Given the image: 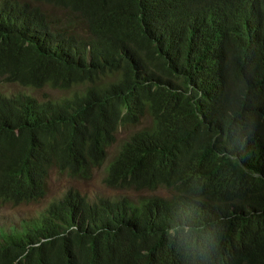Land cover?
Here are the masks:
<instances>
[{"label":"trees","instance_id":"trees-1","mask_svg":"<svg viewBox=\"0 0 264 264\" xmlns=\"http://www.w3.org/2000/svg\"><path fill=\"white\" fill-rule=\"evenodd\" d=\"M0 79L65 93L0 94V202L105 163L109 188L166 192L69 190L0 264H185L183 240L216 229L213 264H264V0H0Z\"/></svg>","mask_w":264,"mask_h":264},{"label":"rangeland","instance_id":"rangeland-1","mask_svg":"<svg viewBox=\"0 0 264 264\" xmlns=\"http://www.w3.org/2000/svg\"><path fill=\"white\" fill-rule=\"evenodd\" d=\"M28 92L25 88H22L16 84L4 83L0 80V93L11 95L13 93ZM40 97L47 96L50 98H56L60 96V92L56 90H50L45 88L40 91H35ZM126 133L123 132L117 137V147L126 139ZM117 152V148L114 146L109 150V157H113ZM104 170L103 167L93 173L92 177L87 180L80 178H71L65 174H61L58 171H52L49 177V191L46 198L38 203L29 205H21L13 207L9 205H0V229L8 231L10 228L18 225L17 221L21 218L32 219L39 217L47 208V206L56 199L61 198L67 191L74 190L80 195L85 196L88 200L93 201L97 198H109L114 199L118 197H128L131 199H137L144 196L160 195L164 196L162 190L149 192L137 190H112L104 186L103 184Z\"/></svg>","mask_w":264,"mask_h":264},{"label":"clouds","instance_id":"clouds-1","mask_svg":"<svg viewBox=\"0 0 264 264\" xmlns=\"http://www.w3.org/2000/svg\"><path fill=\"white\" fill-rule=\"evenodd\" d=\"M88 59V57H87ZM1 81H3L2 79H0ZM4 82V81H3ZM4 83H8V82H4ZM9 84H16L22 88H25L26 90H28V92H22V93H13L11 95H14V94H22L24 96H28V97H32V98H35V99H39V100H42V99H46V98H49V99H56V98H59L61 96H63V94L65 95V93L63 92H60L58 91L57 89H54V88H51L50 86H47V85H44L42 87H34V86H25L19 82H11ZM45 88H48L50 90H56L58 92H60V96L59 97H56V98H50V97H47V96H43V97H40L38 96L37 94H35L34 92L35 91H40V90H43ZM0 94H4V93H0ZM4 95H7V94H4ZM11 95H8V96H11ZM150 124V121L147 120L145 122V124L143 123L142 121V125L144 126H147ZM136 130V128H133V127H130V128H124V129H121L119 130L117 136H116V142L112 145V147L109 148V150L111 148H113L114 146L117 148V151L119 150L120 148V145ZM125 132L127 135H126V139L117 147V144H118V141H117V137L118 135H120L121 133ZM109 150H108V153H109ZM117 153V152H116ZM115 153V154H116ZM115 156V155H114ZM113 157H109V160L112 159ZM106 163L101 166L103 167V170H104V176H105V168H106ZM101 167L99 168H95L93 173H95L98 169H100ZM52 172V171H51ZM50 172V173H51ZM66 175V174H65ZM93 175V174H92ZM91 175V177H92ZM68 176V175H67ZM50 177V175H49ZM70 177V176H68ZM71 178H74V177H71ZM76 178H80V179H83V180H87L88 178H81V177H76ZM90 178V177H89ZM104 178V177H103ZM49 182V180H48ZM48 182L46 183V186L48 189L47 190V193L46 195H44L42 198H40L38 201H30V202H26V201H23L21 203H18V204H13L14 202H0V205H9V206H13V207H18V206H21V205H29V204H33V203H38V202H41L43 201L46 196L48 195V191H49V186H48ZM104 184V183H103ZM105 186V185H104ZM107 187V186H105ZM109 188V187H107ZM109 189H112V190H126V191H135L137 192L136 189H132V188H109ZM139 190H142V191H149V190H146V189H139ZM159 190H162L160 188L154 190V191H149V192H155V191H159ZM74 191V190H73ZM164 192V196L162 197H165L166 196V192L164 190H162ZM77 192V191H76ZM66 194V193H65ZM64 194V195H65ZM63 195V196H64ZM62 196V197H63ZM83 196V195H81ZM151 196V195H150ZM157 196H160V195H157ZM61 197V198H62ZM84 198H86L85 196H83ZM144 197H149V196H144ZM59 198V199H61ZM120 199H127L129 201H133V202H136V201H139L141 200L140 198H137V199H131V198H128V197H118ZM118 198H114V199H118ZM59 199H56V200H53L49 205H51L52 203H54L55 201L59 200ZM87 199V198H86ZM109 199V198H107ZM88 200V199H87ZM113 200V199H112ZM90 201V200H88ZM94 201V200H93ZM92 202V201H90ZM49 205L47 206V208L49 207ZM46 208V209H47ZM46 213V210L37 218H32V219H26V218H21L17 221L18 225L15 226V227H12L10 228L8 231H3L0 229V244H4V240L6 238H10L14 235H16L17 237L19 238H25L26 236H28L30 234V225L32 223V221L34 220H38L41 216H43V214ZM188 215H190V213H187ZM74 218L73 217H70V219L68 218L67 219V225L64 226L63 228H60V231H61V235L62 237L64 236V230H66V235L67 237L70 236L71 234H73L75 232V229H77V226L73 220ZM74 224V225H73ZM178 230H181L183 235L185 237H187L191 232L194 231V229L190 228V227H187L185 225H179L178 228H169L167 229V232H168V235L169 237H173V236H176L177 234V231ZM202 230V229H201ZM218 231L219 229H216L215 231H208L205 233L204 235V240H203V244L201 245L200 243L197 242V240L195 238H193L191 240V242H189L186 238L183 240V246H184V260H185V264H190V261L191 259L194 257V256H198L200 258V264H213V255H212V251L213 249L218 246V239H217V235H218ZM179 239V237H178ZM47 241H52V240H45V239H42L41 243L42 242H47ZM67 244V243H66ZM36 246H39L38 243L35 244ZM178 249H179V246H177ZM69 250H70V253H69V256H68V260L69 262L71 263L73 258L75 257V251L73 250V248L71 246H69ZM20 261H22V258L18 259L14 264H19ZM97 262V259L95 261V264Z\"/></svg>","mask_w":264,"mask_h":264}]
</instances>
